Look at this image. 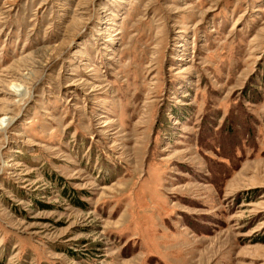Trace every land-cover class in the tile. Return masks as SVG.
Returning a JSON list of instances; mask_svg holds the SVG:
<instances>
[{
    "label": "rangeland",
    "instance_id": "rangeland-1",
    "mask_svg": "<svg viewBox=\"0 0 264 264\" xmlns=\"http://www.w3.org/2000/svg\"><path fill=\"white\" fill-rule=\"evenodd\" d=\"M0 264H264V0H0Z\"/></svg>",
    "mask_w": 264,
    "mask_h": 264
}]
</instances>
